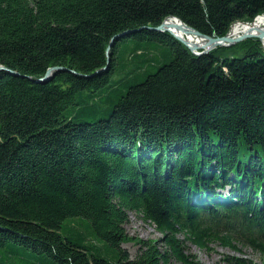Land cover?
<instances>
[{
    "label": "trees",
    "instance_id": "1",
    "mask_svg": "<svg viewBox=\"0 0 264 264\" xmlns=\"http://www.w3.org/2000/svg\"><path fill=\"white\" fill-rule=\"evenodd\" d=\"M258 14L264 0H0V264H205L185 241L264 255L262 45L193 54L149 28L220 36ZM132 213L161 234L134 257Z\"/></svg>",
    "mask_w": 264,
    "mask_h": 264
},
{
    "label": "rangeland",
    "instance_id": "2",
    "mask_svg": "<svg viewBox=\"0 0 264 264\" xmlns=\"http://www.w3.org/2000/svg\"><path fill=\"white\" fill-rule=\"evenodd\" d=\"M236 22H241V21H236ZM249 38H257V37H249ZM257 39L259 40L260 44L264 49V45L261 39L260 38ZM218 46H226V45H218ZM228 189L229 188L227 187L223 189V191H226L227 193ZM125 229L128 234V238L124 241L122 246L128 251L130 257H134L136 255L137 249L139 247V241L142 240L158 241L161 238V234L155 229V227L152 224L143 221L140 217L136 216L133 213L130 215L128 222L125 224ZM179 236L181 238H184L182 233H180ZM184 244L188 252L192 253L198 260L202 261L205 264H226V262L224 261L225 258L227 256H234V255L247 257L250 260H252L255 264H264V255H262L259 251L253 249L249 245L238 244V249H232L228 246L222 245L218 241H211L208 244L207 248H199L198 246H196L195 244L189 241H185Z\"/></svg>",
    "mask_w": 264,
    "mask_h": 264
},
{
    "label": "water",
    "instance_id": "3",
    "mask_svg": "<svg viewBox=\"0 0 264 264\" xmlns=\"http://www.w3.org/2000/svg\"><path fill=\"white\" fill-rule=\"evenodd\" d=\"M177 18L178 19V23H177V26L179 27V29L183 30L185 33H193L194 35L196 36H200L201 38L204 39V43L203 44H198V43H190V42H187L184 38L182 37H179L178 35L174 34L170 28L168 27H165V23H166V20L168 18ZM149 28L151 29H154V30H158V31H165V32H169L171 33L175 38H177L178 40H180L183 44H185L189 50H202V53H206L208 52L209 50L215 48L216 46L218 45H231V44H234L236 42H239L245 38H249V37H257V38H260L262 36H264V31H260V33L258 35H255V34H251L249 32L247 33H243L237 37H230L229 36V31L224 34V35H220V36H217V35H209V34H205V33H202L200 32L199 30L195 29L194 27L188 25L187 23L183 22L179 17L177 16H169L167 18H165L159 25L157 26H150ZM130 30H125L123 32H120L116 35H114L111 40H110V44H109V47H108V50H107V55H108V62L110 61L109 59V56H110V48L111 46L115 43V41L117 39H119L121 36L127 34ZM103 69H106V67H104ZM59 70H66L65 67H62V66H53V67H50L47 69L46 73L42 76H39V77H28L29 79H31L32 81L34 82H46L48 80H50L55 72L59 71ZM1 71H8L10 73H15L14 71L10 70L9 68L3 66L0 64V72ZM100 71V70H99ZM72 72H74V70H72Z\"/></svg>",
    "mask_w": 264,
    "mask_h": 264
},
{
    "label": "bare ground",
    "instance_id": "4",
    "mask_svg": "<svg viewBox=\"0 0 264 264\" xmlns=\"http://www.w3.org/2000/svg\"><path fill=\"white\" fill-rule=\"evenodd\" d=\"M178 19L176 18H168L166 20L165 23V27L170 28V30L178 35L179 37L184 38L187 42L190 43H198V44H203L204 43V39L201 38L200 36H196L193 33H185L183 30L179 29V27L177 26L178 23ZM264 31V15L262 14H258L253 20L251 21H241V22H236L234 24H232L230 30H229V36L230 37H237L243 33H251V34H255L258 35L260 33V31ZM261 41L264 45V36L261 37ZM193 54H200L201 51L199 50H192Z\"/></svg>",
    "mask_w": 264,
    "mask_h": 264
}]
</instances>
